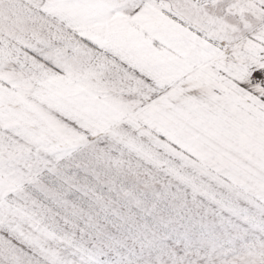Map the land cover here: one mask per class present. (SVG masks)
Here are the masks:
<instances>
[{
  "label": "snow or ice",
  "instance_id": "obj_1",
  "mask_svg": "<svg viewBox=\"0 0 264 264\" xmlns=\"http://www.w3.org/2000/svg\"><path fill=\"white\" fill-rule=\"evenodd\" d=\"M0 264H264V0H0Z\"/></svg>",
  "mask_w": 264,
  "mask_h": 264
}]
</instances>
